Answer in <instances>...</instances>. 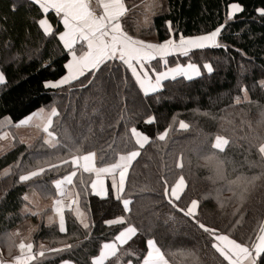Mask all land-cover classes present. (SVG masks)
I'll use <instances>...</instances> for the list:
<instances>
[{
    "label": "trees",
    "instance_id": "1",
    "mask_svg": "<svg viewBox=\"0 0 264 264\" xmlns=\"http://www.w3.org/2000/svg\"><path fill=\"white\" fill-rule=\"evenodd\" d=\"M232 3L241 4L243 11L229 18V6ZM13 4L16 6L15 11L11 10ZM162 5V10L152 18L150 30L156 34L157 42L162 43L171 35L165 23L171 20L177 38L179 34H206L219 25H225L220 39L228 48L194 50L189 57H171L169 65L187 63L191 59L200 65L211 63L214 72L207 74L202 68L204 75L201 77L192 80L179 77L175 81H166L163 90L144 98L138 87H133L134 82L122 83V77H131L130 72L126 73L122 67L117 69L115 66L110 72L98 74L101 80H96L85 89L79 87L85 77L74 81L75 87H43L45 80H56L66 74L63 65L70 56H67V50L58 39L43 33L38 20L44 17L30 0H0V71H4L8 80L7 86H0V132L7 126H16L20 120L40 108L50 110L54 106L61 113L60 117L54 118L53 124L58 137L62 140L66 137L76 138L86 133L90 118L95 122L93 126L97 135L85 147L97 151V166H100V157H103L104 162L114 159L113 150L107 147V143H111L107 125L117 121L121 109L118 101L124 99L127 109L124 115L128 118V126H136L144 131L152 138V142L142 151L141 157L133 162L125 190L133 199V211L125 215L130 216L140 228L138 237H142V240L135 243L137 237H134L133 241L120 247V264H127L129 260L135 264V256L127 252L139 253L141 248L146 247L149 236L155 238L162 250L169 253L170 264H226L214 249L207 246V235L202 234V230L192 228L182 214H176L174 221L169 219L173 211L161 195L160 177L166 176L171 182L180 171L176 169L175 161L183 154L182 174L188 183L186 195L201 200L204 209L202 219L207 224L218 227L234 238L246 240L250 235L254 236L259 224L264 222V205L261 204L264 191L259 187L262 181H257L258 187L250 193L244 204L243 216H233V209L238 203L233 192L228 190L224 181L213 184L207 179L212 173L200 159L201 151L210 147L205 134L208 139H214L215 134L221 133L230 137V144L225 151L218 153L224 160V173L228 179H234L239 174L259 176L264 172L259 166L258 155L254 150L246 152V143L239 139L249 131L247 124L241 123L242 117L255 125L260 118L258 108L247 102L236 105L234 100L235 95H242L237 91L239 85L250 89L249 96L253 101L264 104V89L259 86V81L264 79V18L256 11L264 7V0H162ZM47 18L54 31L62 30L59 18L53 13L49 12ZM93 108L99 110L95 115L92 114ZM197 109L199 113L208 112L216 119L200 115ZM229 113L232 115L228 116ZM148 115H154L156 122L145 123ZM219 117L232 119L235 130L233 125L225 123L224 129L227 130L222 131ZM101 120L106 129L103 134L99 131ZM179 120L189 123V130L179 129ZM169 125H173V130L165 141H158L156 135ZM117 131L123 133V120L119 121ZM101 135L103 140H99ZM115 139L112 148L123 150L126 139L122 142L118 135ZM42 145V136L32 144L15 139L13 147L0 155V248L7 257L5 234L32 219L38 224L33 237L35 245L43 243L46 247H58L60 241L73 245L70 250L47 254L44 264H61L62 260L74 264H91V258L98 254L100 246L113 239L121 229L118 224L109 226L104 221L122 214V205L111 191L110 180L109 196L101 198L90 187V180L94 176L83 173L85 184H81V173L78 172L74 183L77 185L76 191L81 192L80 206L86 209L88 221L93 224L87 230L88 238L70 210L65 212L66 233H59L56 226L46 224L49 211L40 216L22 212L27 203L22 198L32 190L38 191L45 201L55 199V187L51 181L70 170V166L62 165L59 170L48 171L32 181L20 182L19 174L34 164L36 159L54 151ZM6 170L8 172L4 174ZM216 188L221 189L219 200L214 191ZM236 219L241 223L234 226ZM114 261L115 258H111L106 264H114Z\"/></svg>",
    "mask_w": 264,
    "mask_h": 264
},
{
    "label": "snow or ice",
    "instance_id": "2",
    "mask_svg": "<svg viewBox=\"0 0 264 264\" xmlns=\"http://www.w3.org/2000/svg\"><path fill=\"white\" fill-rule=\"evenodd\" d=\"M30 3L44 17L38 20L43 33L58 39L63 48L67 50V56L71 57L63 65L67 70L66 74L56 80H45L43 82L45 88L56 89L65 85L75 87L73 82L85 77V80L80 81L79 84L81 89H85L96 80H101L102 77L98 74L110 72L115 66L117 69L122 67L126 73L130 72L131 74L130 78L122 77V83L134 82L133 87H138L143 97L148 98L150 95L163 90L165 81H175L178 77H183L186 80L201 77L204 75L202 68L206 70L207 74L214 72L211 63L204 62L200 65L192 62L191 59L187 63L177 62L174 67H169L167 59L169 56L189 57L193 50L208 48L227 50L228 48V45L222 43L220 39L225 25H219L206 34L189 36L179 34L177 38L172 21L166 20L167 32L171 35L162 43L149 42L138 35L130 34L126 22L138 5L133 3L129 6L127 0H95V4L93 0H30ZM155 6V0H149L144 5L143 23L145 25L149 23V14H155ZM11 10H16L15 4L11 6ZM242 11L241 4L232 3L229 6L228 16L233 18L235 13ZM256 11L261 18H264V7L258 8ZM49 12L59 18V23L63 26L62 30L54 31L47 18ZM236 51L239 52L240 49H236ZM153 61H156V65L152 63ZM161 63L164 65V70H160L157 66ZM7 84L8 80L4 71H0V86H7ZM259 86L264 89V79L259 81ZM237 91L242 95H235L236 105L247 102L250 105L255 104L258 108L260 118L255 122V125L242 117L241 123H246L249 131L239 139L246 143V152H253L254 150L259 157V166L264 169V104L250 98L248 87L237 85ZM116 95L119 96V93ZM118 102L121 105L118 119L115 123L107 125V129L110 130L108 135L111 143L105 141L107 147L113 150L114 159L110 162H104L103 157H100V166H97V151L85 147L86 143L97 135L93 126L95 122L90 118L86 133H82L76 138L66 137L63 140L58 137L53 129L54 118L61 116L60 111L54 106L47 113H45L44 108H40L38 112H33L30 116L19 121L20 125H25L36 118L39 121L36 123V127L42 129L45 134L42 146L54 150L36 159L34 164H30L26 171L19 174L20 182L32 181L48 171L59 170L62 165L70 166L67 174L51 181L55 187L56 198L53 200L52 214L47 216V224L48 226H56L59 233L68 231L65 209L74 214L75 221L85 230L86 238H88L87 230L93 226L87 219L86 209H82L80 206L81 192L76 191L77 185L74 183V178L77 177L78 172L81 173L79 177L81 184H85L83 173L94 176L90 180V187L92 192L101 198L109 196V190L105 186V178H111V191L114 193L116 201L122 205V214L112 219H106L104 223L109 226L118 224L121 229L113 239L100 246L98 254L92 256L91 264H106L110 258H115L114 264H120V257L118 256L120 247L128 244L129 241H133L134 237H137L135 243L142 240V237H138L140 228L132 222L130 216L125 215L133 211V199L129 194H126L125 190L133 162L141 157L146 146H150L152 138L136 126H128V118L124 115L127 110L126 103L124 99H120ZM98 111L97 108H93L92 114L95 115ZM196 112L199 113V110L197 109ZM199 114L211 116L208 112ZM231 115L232 113L228 114V116ZM211 118L216 119L215 116H211ZM219 119L222 121L220 124L222 131L227 130L224 129L225 123L233 125V131L235 130L232 119L228 117H219ZM121 120L124 121V131L118 133L117 127ZM155 122L156 117L154 115H148L145 120L147 124ZM178 125L181 130L187 131L190 128V124L184 120H179ZM171 130H173V125H169L164 131L159 132L156 139L165 141ZM99 131L101 134L106 131L103 120H101ZM117 135L122 142H125L126 139L123 150L112 148V145L116 143L115 137ZM205 139L210 147L201 151L200 159L204 161L203 166L208 167L212 173L207 179L213 184L217 181L226 183L228 190L233 192V196L238 201L232 215L243 216L244 204L250 193L258 187V180L262 181L259 187L261 191H264V180H262L264 172L259 176L239 174L234 179H228L224 173V160L218 153L225 151V148L230 144V137L217 133L214 135V139H208V135L205 134ZM99 140H103V135L99 137ZM214 150H218V152ZM183 161L184 157L181 154L175 161V167L180 171L176 173L171 182L166 176L160 177L161 195L173 211L169 219L174 221L176 214H182V217L186 218L192 228L202 230V234L207 235V246L214 249L226 264H264V222L259 224L255 235H250L246 240L234 238L233 235L225 233L218 227L207 224L202 219L204 209L201 207V200L186 195L188 183L182 174ZM220 190V188L214 190L217 200H219ZM22 199L27 202L24 204L22 212L38 215V212L32 211L29 207L32 204L29 195L25 194ZM261 204L264 205V199L261 200ZM223 206L221 202V207ZM240 223L241 221L236 219L234 226ZM18 237H20L19 230L5 234L8 252L7 257H5L4 253L0 251V264H44L47 254L61 253L73 248L71 243L63 241H60L61 247H46L43 243L37 246L28 238H21L17 243ZM127 254L135 256V264H170L169 253L163 251L157 240L150 236L146 239V247L141 248L139 253L127 252ZM190 255L194 256L195 253H190ZM197 260H199L198 257ZM62 264H72V262L62 260ZM127 264H133V261L129 260Z\"/></svg>",
    "mask_w": 264,
    "mask_h": 264
},
{
    "label": "crops",
    "instance_id": "3",
    "mask_svg": "<svg viewBox=\"0 0 264 264\" xmlns=\"http://www.w3.org/2000/svg\"><path fill=\"white\" fill-rule=\"evenodd\" d=\"M148 2H149V0H127V3L129 4V6H131L133 3H135L136 5H138V7L134 10L136 13H134V14L131 13L133 15L130 14V19L126 22V27L129 30L130 34L138 35L140 38H142L146 41H149V42H157L156 34L154 32H151L150 30H151V26H152L153 16L156 13H158L160 10H162V8H163L162 0H155V5H156L154 8L155 14L154 15L149 14V23L147 25H145L143 23V21H144V14H143L144 13V5ZM93 3L95 4V0H93ZM140 30H142V31H140ZM77 47H79V45H77ZM178 56H180V55L169 56L167 59L169 60L171 57L173 58V57H178ZM70 59H71V57H70ZM154 62H156V61L152 62L155 65ZM159 66H160V70H164V65L162 63L159 64ZM168 66L174 67L175 65H169V63H168ZM194 78H196V77H194ZM38 111L39 110H37L36 112H38ZM47 112L48 111L45 110V113H47ZM38 122L39 121L36 118H34L33 121H31L29 124L21 125V126L27 125L29 127L30 130L27 131V135L29 137H35L36 138L37 136H39V134L41 132H43L42 129L36 127V123H38ZM17 125H20V124L18 123ZM5 133H7V132H5ZM2 139L4 140L5 143L12 140L11 137L6 136V135L2 136ZM10 144H11V142H10ZM27 144H30V143H27ZM109 180L111 183L110 177L105 178L106 188H108ZM27 194L29 195V198H31V200L32 199L35 200L34 205L33 204L29 205V207L32 209V211L38 212V214L49 211L48 215L52 214L51 208H52V204H53L54 199L49 200V201H45V200H43L42 196H39V192L35 191V190H32V191L28 192ZM66 210H68V209H65V212H66ZM26 214L32 215L31 213H26ZM33 216H38V215H33ZM87 219H88V217H87ZM46 224H47V218H46ZM30 229H31V231H29ZM37 229H38V224L34 223L32 219H29L28 221H26L25 223L20 225L18 228H16L14 230V231H16V230L20 231V237L17 238V243L19 242V239H21V238H28L33 242V237H34V234L36 233ZM125 245H123V246H125ZM123 246H121V247H123ZM0 251L4 252V250L1 248H0ZM72 264H74V263L72 262Z\"/></svg>",
    "mask_w": 264,
    "mask_h": 264
},
{
    "label": "rangeland",
    "instance_id": "4",
    "mask_svg": "<svg viewBox=\"0 0 264 264\" xmlns=\"http://www.w3.org/2000/svg\"><path fill=\"white\" fill-rule=\"evenodd\" d=\"M238 13H235V15L238 14ZM45 110L49 111L48 109H45ZM28 130H30V129H29V127L27 125L26 126L16 125V126H13V127L7 126L6 129L1 131L0 132V141H1L0 142V155L3 154L4 152L9 151L13 147V143H14L15 139H18L20 142L23 141L22 143H26V144L30 143V144H32L35 140H37V138L39 136H42V138H44L45 134L43 132H41L39 134V136H37L36 138L35 137H29L27 135V131ZM5 132H7V133H5ZM5 135L11 137L12 140H10L9 142L5 143L4 140L2 139V136H5ZM10 142H11V144H10ZM4 174H6V171L4 172ZM39 196H41L40 193H39ZM30 200H31V198H30ZM31 201H32V204L34 205L35 200L32 199ZM32 204H30V205H32ZM29 213H31V212H29ZM38 215H40V214H38ZM61 246L62 245L60 244L58 247H61Z\"/></svg>",
    "mask_w": 264,
    "mask_h": 264
}]
</instances>
